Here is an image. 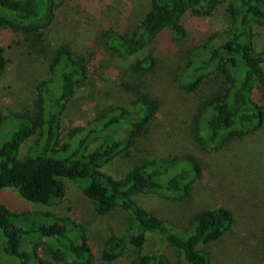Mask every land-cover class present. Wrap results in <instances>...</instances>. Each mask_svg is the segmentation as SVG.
Segmentation results:
<instances>
[{
	"label": "trees",
	"instance_id": "1",
	"mask_svg": "<svg viewBox=\"0 0 264 264\" xmlns=\"http://www.w3.org/2000/svg\"><path fill=\"white\" fill-rule=\"evenodd\" d=\"M228 0H148V10L129 33L110 32L105 46L130 63L129 82L121 88L131 95L128 107L99 109L86 123H63L69 108L88 91L90 60L64 42L55 51L46 49L45 33L55 18L56 0H0V36L4 29L18 33L28 55H38L46 77L36 87L30 113L0 117V191L11 189L29 204L49 206L65 197L64 181L81 185L97 217L120 207L131 219L122 237L106 234L100 258L113 263L128 249L141 250L148 234L172 245L185 264H210L199 247L220 240L234 223L232 213L216 207L197 213L190 230L178 233L135 202L139 195L154 194L168 199L188 196L202 174L198 158L183 156L139 161L123 177L115 178L104 168L149 134L159 104L148 91L146 80L155 66L149 48L166 30L174 40L186 35L188 15L212 16ZM228 25L221 34H211L188 52L178 81L189 93L205 83L217 90L197 110L194 140L208 150H219L259 130L264 125V52L255 46V31L264 26V0H231L225 8ZM25 49V50H26ZM11 65L0 44V76ZM215 83V82H213ZM9 122V124H8ZM7 126V127H6ZM33 140L22 159V145ZM99 143L93 147V144ZM22 216L0 203V248L17 264H51L28 252L23 242L34 237L55 242L53 256L69 255V264H90L91 250L83 228L67 219L46 215V223L27 224ZM130 264H166L159 252L138 254Z\"/></svg>",
	"mask_w": 264,
	"mask_h": 264
},
{
	"label": "rangeland",
	"instance_id": "2",
	"mask_svg": "<svg viewBox=\"0 0 264 264\" xmlns=\"http://www.w3.org/2000/svg\"><path fill=\"white\" fill-rule=\"evenodd\" d=\"M229 2L209 17L188 15L183 39L174 40L166 30L149 48L155 66L146 75V85L152 98L158 101L157 117L148 136L136 142L129 156H118L104 170L121 178L145 159L194 154L201 163L202 174L188 196L168 199L154 194L139 195L135 202L180 234L190 230L195 214L225 207L233 215V225L220 240L199 249L207 255L210 264H264V125L222 149L202 148L193 137L194 117L216 92L219 80L205 83L194 93L185 91L178 81L188 52L192 50L196 54L195 48L205 37L221 34L227 27L225 8ZM56 5L55 18L45 33L46 49L55 51L60 44L69 42L91 64L88 91L81 93L65 115L66 131L71 125L91 120L99 109L128 107L131 95L120 86L131 80L130 63H118L116 55L106 48L104 37L110 32H131L148 10V0H56ZM0 44L5 56L11 59V65L0 76V117L30 113L34 109L36 87L46 77L42 60L36 54L28 55L21 36L10 29L3 30ZM255 46L258 52H264V26L256 28ZM257 99L263 106L264 96L261 94ZM32 143L29 140L22 145L20 158L27 155ZM64 183L65 197L49 206L26 203L11 189L0 191V203L22 216L23 227L47 224L46 215L81 226L91 250L90 264H130L138 254L156 252L165 256L166 264H185L172 245L154 234L147 235L141 250L128 248L115 262L104 263L100 255L106 234L124 236L131 225L130 216L116 207L108 216L99 218L92 203L84 197L81 185ZM34 243L38 244L35 251L40 259L51 264H69V255L61 260L53 256L52 239L34 237L23 242V247L30 252ZM0 264H17V260L0 248Z\"/></svg>",
	"mask_w": 264,
	"mask_h": 264
}]
</instances>
